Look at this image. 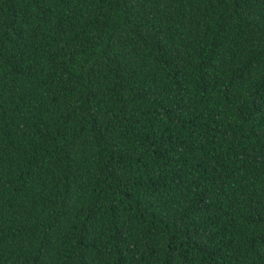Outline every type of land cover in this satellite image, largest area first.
<instances>
[{
	"label": "trees",
	"instance_id": "1",
	"mask_svg": "<svg viewBox=\"0 0 264 264\" xmlns=\"http://www.w3.org/2000/svg\"><path fill=\"white\" fill-rule=\"evenodd\" d=\"M0 264H264V0H0Z\"/></svg>",
	"mask_w": 264,
	"mask_h": 264
}]
</instances>
